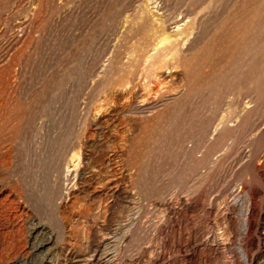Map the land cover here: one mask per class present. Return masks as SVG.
Segmentation results:
<instances>
[{
	"label": "rangeland",
	"instance_id": "rangeland-1",
	"mask_svg": "<svg viewBox=\"0 0 264 264\" xmlns=\"http://www.w3.org/2000/svg\"><path fill=\"white\" fill-rule=\"evenodd\" d=\"M0 264H264V0H0Z\"/></svg>",
	"mask_w": 264,
	"mask_h": 264
},
{
	"label": "bare ground",
	"instance_id": "bare-ground-1",
	"mask_svg": "<svg viewBox=\"0 0 264 264\" xmlns=\"http://www.w3.org/2000/svg\"><path fill=\"white\" fill-rule=\"evenodd\" d=\"M177 26H179V25H177Z\"/></svg>",
	"mask_w": 264,
	"mask_h": 264
}]
</instances>
